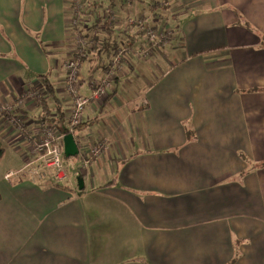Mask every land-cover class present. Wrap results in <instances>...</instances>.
I'll list each match as a JSON object with an SVG mask.
<instances>
[{
	"label": "crops",
	"instance_id": "0c3cea01",
	"mask_svg": "<svg viewBox=\"0 0 264 264\" xmlns=\"http://www.w3.org/2000/svg\"><path fill=\"white\" fill-rule=\"evenodd\" d=\"M73 1L0 0V100L24 101L14 114L35 137L47 119L67 129ZM140 1L149 13L135 15L169 34L153 43L127 20L111 27L131 49L80 116L78 161L106 147L71 184L51 169L38 183L4 178L30 146L0 113V264H264V0ZM106 11L81 14L94 29L84 95L108 75Z\"/></svg>",
	"mask_w": 264,
	"mask_h": 264
},
{
	"label": "built area",
	"instance_id": "2783aa9c",
	"mask_svg": "<svg viewBox=\"0 0 264 264\" xmlns=\"http://www.w3.org/2000/svg\"><path fill=\"white\" fill-rule=\"evenodd\" d=\"M86 0H74L70 8L73 16L70 19V25L73 28V42L74 50L73 54L67 58L62 66L65 71V83L66 91L71 96L72 104L69 108L67 116V129L58 130L48 119L41 123V135L35 137L26 127L22 117L18 114H14L17 106L22 104L20 98L9 103L0 100V113L6 116L8 121L25 137L29 143L30 157L23 166L15 172H10L5 175V178H9L11 175L15 177L24 176L25 179L30 183H38L42 181L46 175L47 170L51 169L57 179L71 184V179L68 176L64 161H63V137L66 134H71L74 139V133L77 125L80 123V116L85 106L91 101L100 99L104 96L109 88V84L113 79L115 71L121 68V62L123 61L125 50L118 49L112 55L109 67L106 73V77L92 81L93 88L91 89L90 95H82L78 91V84L80 80V67L87 55V51L90 46L91 40L94 38L92 34H84L81 31L82 22L81 14L85 7ZM107 21L112 23L110 19L113 12L106 11ZM110 17V19H109ZM114 20V19H113ZM112 20V21H113ZM129 25L138 24L142 29L143 34L153 43H157L161 39H166L168 30L160 28L157 32L152 29L148 20L142 15L135 16L127 20ZM159 38V40H157ZM32 97H36L38 94L35 91L29 92ZM76 141V139H75ZM106 147L104 140H98L95 145L89 151L88 157L80 159L78 166L81 169H85L93 158L98 156ZM78 155V154H77Z\"/></svg>",
	"mask_w": 264,
	"mask_h": 264
},
{
	"label": "rangeland",
	"instance_id": "374dc122",
	"mask_svg": "<svg viewBox=\"0 0 264 264\" xmlns=\"http://www.w3.org/2000/svg\"><path fill=\"white\" fill-rule=\"evenodd\" d=\"M112 2H113V0H112ZM157 2V1H156ZM86 4H88L89 6H94V8H95V10H97L98 11V9L99 8H103V11H105L106 9L109 11L110 10V12H113L114 14L112 15L111 14V17L113 16V21L110 19V17H109V19H110V21L112 22V23H109L108 24V27H113V26H115V25H120V24H122V22H121V20H128V19H130V18H133V17H135L136 15V13L137 12H141V13H149V10L147 9L146 10V8H148L149 6H148V4H146V3H144V4H142V2L140 1V0H116V5H115V8H114V6H113V4L112 3H110V0H100V2H99V4L97 3L96 5H95V3H92V2H89V1H86L85 2ZM107 7V8H104V7ZM110 8V9H109ZM145 9V10H144ZM96 12V11H95ZM151 12V11H150ZM105 15H107V14H105ZM108 16V15H107ZM121 19V20H120ZM137 26H138V28L140 29V27H139V25L138 24H136ZM95 27V26H94ZM93 27V28H94ZM122 28V25L121 26H119V30H121L120 32H118V36H122L124 39L127 37V35L125 34V35H121L122 33H123V28ZM151 28L152 29H154L155 31H156V27L154 28V27H152L151 26ZM81 31L86 35V34H89L90 32H93L92 30H94V29H90L88 32L85 30V27L84 26H82L81 28ZM98 30V29H97ZM97 33H99V34H103L104 32L103 31H101V29L99 30V31H97ZM136 35V34H135ZM136 36H138V38H141L142 37V32H139ZM122 46L123 47H120V49H124L125 50V53L126 52H128L129 51V49H131V47L130 46H126V45H124V44H122ZM118 50V49H117ZM116 50V51H117ZM31 88V87H30ZM31 91H33V90H31ZM82 95H84V94H82ZM23 103H24V101H23ZM66 128H67V126H66ZM62 149H63V147H62ZM64 155V154H63ZM9 157H10V155L8 154V155H6V160H5V166H7L8 165V163H9ZM75 157H77L76 159L74 158V156H72V157H69V158H65L64 160L65 161H70L69 163H70V168H69V170L67 169V167H66V170H67V172H68V176L70 177V172L72 173V174H76L77 172H84V170H81L79 167H78V163H79V161H78V155H76ZM74 162V163H73ZM25 165V164H24ZM23 168V167H22ZM247 168V167H246ZM3 169H5L4 167L0 170V172L3 170ZM49 170V169H48ZM47 170V171H48ZM70 171V172H69ZM13 172H15V171H13ZM8 173H10V172H8ZM8 173H6V174H8ZM5 174V175H6ZM5 175H4V178H5ZM12 177H15L14 175H11L9 178H12ZM20 177H23V178H25L24 176H19V178ZM15 178H18V177H15ZM6 179H8V178H6ZM45 179V178H44ZM43 179V180H44ZM42 180V181H43ZM42 181H40V182H42ZM232 236H234V235H232ZM234 241L235 242H239V241H236L235 239H234ZM131 252L132 251H127V255L129 256V254H131ZM232 260V259H231Z\"/></svg>",
	"mask_w": 264,
	"mask_h": 264
},
{
	"label": "trees",
	"instance_id": "16d2710c",
	"mask_svg": "<svg viewBox=\"0 0 264 264\" xmlns=\"http://www.w3.org/2000/svg\"><path fill=\"white\" fill-rule=\"evenodd\" d=\"M234 12L238 16V23H240L241 25L246 27L248 30L256 32V30L253 28V26L250 23H248L246 20H244V18H241V16L236 11H234ZM105 24H108L107 20L105 21ZM106 30L107 31L104 34L103 48L100 49V52H104L105 55H108L109 53L113 54L117 49H120V47H123L122 44H124L126 46L131 45L130 42L127 40H124V38L122 36H119V37L118 36L116 37L113 35L111 36V34L113 33V30L110 27L107 26ZM257 35L260 36L262 43H264V36L261 35L260 33H257ZM93 40H94V38L92 39V41ZM45 86H46V88H48V90H50L48 85H45ZM59 110L61 111V109H59ZM1 155H2V150L0 149V157H1ZM65 158H69V157H66L65 155H63V160ZM262 166H264V163L262 164ZM238 257H239V253L236 252L234 258L231 260V263H234Z\"/></svg>",
	"mask_w": 264,
	"mask_h": 264
},
{
	"label": "water",
	"instance_id": "95a60500",
	"mask_svg": "<svg viewBox=\"0 0 264 264\" xmlns=\"http://www.w3.org/2000/svg\"><path fill=\"white\" fill-rule=\"evenodd\" d=\"M63 154L66 157L76 156L78 154V144L71 134L63 137Z\"/></svg>",
	"mask_w": 264,
	"mask_h": 264
}]
</instances>
